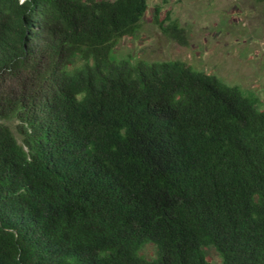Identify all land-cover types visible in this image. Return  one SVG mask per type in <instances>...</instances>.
Returning <instances> with one entry per match:
<instances>
[{
  "label": "trees",
  "instance_id": "trees-1",
  "mask_svg": "<svg viewBox=\"0 0 264 264\" xmlns=\"http://www.w3.org/2000/svg\"><path fill=\"white\" fill-rule=\"evenodd\" d=\"M148 9L0 0V264H264V107L179 60H113Z\"/></svg>",
  "mask_w": 264,
  "mask_h": 264
},
{
  "label": "rangeland",
  "instance_id": "rangeland-1",
  "mask_svg": "<svg viewBox=\"0 0 264 264\" xmlns=\"http://www.w3.org/2000/svg\"><path fill=\"white\" fill-rule=\"evenodd\" d=\"M149 9L134 37L117 42L110 57L149 62L179 60L220 78L243 93L256 95L264 107V4L254 0H148ZM156 5L184 30V42L166 37L153 23ZM148 256L153 248L147 247ZM212 264H221L213 249Z\"/></svg>",
  "mask_w": 264,
  "mask_h": 264
}]
</instances>
